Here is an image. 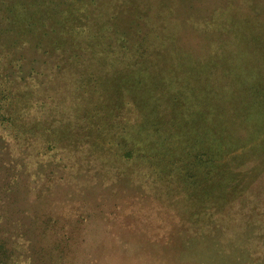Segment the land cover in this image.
<instances>
[{
    "label": "trees",
    "instance_id": "1",
    "mask_svg": "<svg viewBox=\"0 0 264 264\" xmlns=\"http://www.w3.org/2000/svg\"><path fill=\"white\" fill-rule=\"evenodd\" d=\"M231 1L57 0L46 18L13 24L26 30L4 39L15 56L0 71V144L13 140L0 175V264H96L99 244L103 264H264V0ZM29 42L54 51L62 78L39 83L36 98H73L35 125L10 80L15 67L21 81L39 74L25 70ZM251 105L258 128L244 116ZM31 153L49 188L56 176L91 175L97 186L119 177L128 209L83 197L64 214L52 202L15 228L18 166ZM117 212L126 223L96 233L108 242L84 246L91 219Z\"/></svg>",
    "mask_w": 264,
    "mask_h": 264
},
{
    "label": "rangeland",
    "instance_id": "2",
    "mask_svg": "<svg viewBox=\"0 0 264 264\" xmlns=\"http://www.w3.org/2000/svg\"><path fill=\"white\" fill-rule=\"evenodd\" d=\"M48 1H51L49 3V6L52 4H56L57 0H0V63H2V67H0V71L2 72L5 69L10 68V64L8 63V59L12 56H15L14 51L9 49L10 46L4 45V39L8 42L7 45H9V42L12 43L15 38L19 39V34L26 29H24L22 26H17L15 28L14 23H24L25 21L30 20L29 14L32 12L33 17H47V12H45V15L42 11V9L46 10L47 7L45 4L48 3ZM105 2H112L113 0H104ZM123 2H128L129 0H120ZM148 2L156 1V0H146ZM227 2H232L231 0H226ZM238 1V0H236ZM243 1V0H242ZM34 2H38V6L31 5ZM171 2V1H170ZM24 5H27L25 7ZM61 7V6H60ZM30 35V34H29ZM3 41V43H2ZM4 45V47H3ZM32 43H28L25 48H22L24 54H25V70L33 64H36V69L39 70V74L37 73L35 76H27L23 81H21L20 78V71H17L16 67L14 68L13 75L10 76V80L13 84L18 85V90L20 92L18 96V106L19 108L25 112L26 116H29L32 120L30 122L32 125L36 124V118L39 116V114H42V118L46 116L50 110H48L49 106H53V103H63L64 105L71 102L73 98H53L50 100V98H36V91L34 90L36 86L42 88L45 86L47 90V86L56 85L60 80L58 79L59 75H56V71H58L57 68V58L48 56V54L52 51L49 49L48 53H41V48H38V51L35 50V46H32ZM16 51V55H18L19 50ZM8 53V54H7ZM48 58V63H43V58ZM32 61H35V63H32ZM2 68V69H1ZM12 68H10L11 70ZM60 73V72H59ZM64 74V72H63ZM61 74V75H63ZM65 80V78H64ZM41 90V89H40ZM71 99V100H70ZM187 101H193L191 98H186L185 102ZM195 103V101H193ZM55 106V105H54ZM53 106V107H54ZM58 111H61L62 109H57ZM243 110L239 112L238 115L241 114ZM248 113V114H247ZM244 116L248 117L247 125L250 126L252 124L255 125L254 128H258L261 126V116L262 114L259 112L257 107L251 105L249 109L245 110ZM35 118V119H34ZM247 120L243 118L242 121H240V124L245 123ZM250 122V123H249ZM197 125V122H196ZM262 126H264V123H262ZM3 143L0 144V155L5 158V161H1L0 163V175L3 174L6 175V173H3L5 167L10 164L11 158L8 155L9 149L13 148V140L9 136H5ZM57 156V155H56ZM50 156L41 157L42 159H46ZM25 163L20 164L18 167L24 168L21 173V184L22 186L15 189L14 193L18 194V196L22 197V202L20 204V208L23 209V212H19L21 214V218H18L17 224L14 226L15 228L20 229H27L28 222L30 221L31 214L33 211H37L41 208H45L46 206H49L50 203L53 202L52 206L54 209H59L61 213H66V208L71 210V206L76 204L77 200H81L83 197L99 203H104V207L111 209L115 208L116 211L119 210L120 212H126L128 209L126 198L121 193V189L119 192H116V190H119L121 185H124L120 182L119 177H112V179L106 180L108 183L107 186H97L95 182L91 181V175L88 176L89 179L82 178V180H78L77 178H71L69 180L61 181L56 176L55 180L53 181L52 187L49 188V185L46 181L45 174H35L34 169L36 167V161L37 158H33V154L31 153L30 156H27L25 158ZM14 162V160H13ZM14 164L17 166V163L14 162ZM4 165V166H3ZM82 173L84 172V168L81 169ZM70 176V174H68ZM93 177V176H92ZM34 180H36L37 184L39 183L41 186L39 188H36L34 184ZM40 189V192L38 191ZM110 189V190H107ZM107 190V193L105 191ZM36 191L40 193L41 199H38L36 197ZM114 191V192H113ZM139 189L134 190L133 194L136 195L138 193ZM116 192V193H115ZM135 198V197H134ZM54 199V201H53ZM88 200V201H89ZM136 202L138 199H134ZM90 202V201H89ZM89 202L86 204L88 205ZM121 202V204H119ZM119 204V206L116 207L115 204ZM138 204V203H137ZM136 204V208L138 209L139 206ZM115 205V206H114ZM133 206V205H132ZM113 207V208H112ZM92 209V208H91ZM74 212V209L73 211ZM117 212L119 215L114 217L112 220H109L108 217L105 215L101 216L99 220L91 219V221L86 225V230L84 232V235L86 237V243H83L84 246L86 245L91 249L92 247H96L98 243L101 242H108L106 232H103L104 235L99 237L96 236V233L102 232L103 230H107V228L115 229L119 228L120 226H123L124 223H126L125 219L123 218V213ZM25 214V217H22V215ZM125 217V216H124ZM23 244L25 242L23 241ZM35 244V242H34ZM25 247V245H24ZM103 247L99 244L98 250L96 252V256L94 257V260H91V263H94L96 261V264H103L106 263L105 255L103 251ZM21 251L24 253L23 249ZM27 256H31L32 253L27 250L26 251ZM33 264H35L33 262Z\"/></svg>",
    "mask_w": 264,
    "mask_h": 264
}]
</instances>
